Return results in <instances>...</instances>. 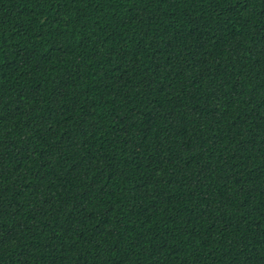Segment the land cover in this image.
I'll return each instance as SVG.
<instances>
[{
  "label": "trees",
  "instance_id": "1",
  "mask_svg": "<svg viewBox=\"0 0 264 264\" xmlns=\"http://www.w3.org/2000/svg\"><path fill=\"white\" fill-rule=\"evenodd\" d=\"M0 264H264V0H0Z\"/></svg>",
  "mask_w": 264,
  "mask_h": 264
}]
</instances>
